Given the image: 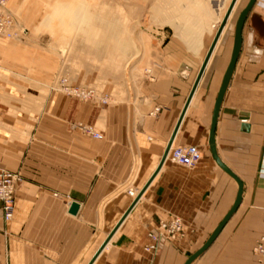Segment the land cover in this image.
<instances>
[{"label": "crops", "instance_id": "1", "mask_svg": "<svg viewBox=\"0 0 264 264\" xmlns=\"http://www.w3.org/2000/svg\"><path fill=\"white\" fill-rule=\"evenodd\" d=\"M248 1L229 29L234 5L218 25L222 10L216 14L207 2L178 13L173 30L170 24L152 30L150 79L118 103L102 90L96 100H81L50 88L46 54L9 44L7 62L0 60V168L20 172L22 181L13 219L0 218V264H185L205 244L239 188L212 153L210 129ZM81 125L95 126L103 138ZM176 128L174 145L202 151L192 167L163 160ZM215 140L244 192L215 241L191 264H264L255 251L264 235V0L246 17ZM73 202L80 206L75 214ZM176 217L182 234L162 236L156 250H147L149 234L163 232L161 222Z\"/></svg>", "mask_w": 264, "mask_h": 264}, {"label": "rangeland", "instance_id": "2", "mask_svg": "<svg viewBox=\"0 0 264 264\" xmlns=\"http://www.w3.org/2000/svg\"><path fill=\"white\" fill-rule=\"evenodd\" d=\"M244 1L10 0L18 35H0V51L5 54L0 60L7 62L11 42L20 43L26 50L27 45L34 46L33 52L46 54L48 72L53 78L50 88L59 90L57 82L64 76L72 85L92 86L97 96L100 90L106 91L111 94L112 103H118L136 95L142 79H150L153 49L148 45L152 30L168 28V24L173 30L178 13L186 8H205L207 2L216 14L222 10L218 25L234 5L229 29ZM213 52L214 49L211 55ZM257 256L263 258L264 254Z\"/></svg>", "mask_w": 264, "mask_h": 264}, {"label": "built area", "instance_id": "3", "mask_svg": "<svg viewBox=\"0 0 264 264\" xmlns=\"http://www.w3.org/2000/svg\"><path fill=\"white\" fill-rule=\"evenodd\" d=\"M10 0H0V35L12 37L18 35L16 19L9 9ZM59 90L69 96L80 97L88 100H96L97 92L92 86H77L68 82V78L61 76L57 82ZM103 98L101 101H106ZM82 130L95 138H103V134L94 126L81 125ZM167 159L176 163L192 167L202 159L201 149L194 144L191 145H171L167 154ZM191 161V164L188 163ZM22 181L20 172H14L0 168V218L5 222L13 219L16 208V191L18 185ZM163 232H151L149 234L151 243L147 246V250L154 251L159 247L162 236L175 238L183 232L184 224L179 217L168 222L160 224ZM258 254H264V235L258 240L255 247Z\"/></svg>", "mask_w": 264, "mask_h": 264}, {"label": "water", "instance_id": "4", "mask_svg": "<svg viewBox=\"0 0 264 264\" xmlns=\"http://www.w3.org/2000/svg\"><path fill=\"white\" fill-rule=\"evenodd\" d=\"M256 2V0H249L248 3L246 4V6L243 8V10L241 11L237 22H236V30H235V44H234V48H233V52H232V56H231V60L229 63V66L225 72L216 102H215V107H214V112H213V118H212V125H211V129H210V146H211V150L212 153L217 161V163L219 164V166L221 168H223L229 175H231L238 183L239 188H238V193H237V197L236 200L233 204V206L231 207V209L228 211V213L225 215V217L223 218L222 222L216 227V229L214 230V232L211 234V236L208 238V240L205 242V244L199 249L197 250L194 254H192L187 261L185 262V264H191L197 257H199L205 250H207L211 244L215 241V239L217 238V236L219 235V233L221 232V230L223 229V227L226 225V223L228 222V220L232 217V215L236 212V210L238 209L239 205L242 202V197H243V192H244V184L243 181L220 159L218 153H217V147H216V140H215V132H216V127H217V121H218V117H219V112L223 103V99L227 90V87L229 85L231 76L233 74V71L235 69V65L237 63L240 51H241V45H242V31H243V26L246 20V17L249 13V11L251 10V8L253 7L254 3ZM215 42V40H214ZM211 55V49L209 50L204 63L200 69V72L196 78V81L191 89V92L189 94V97L187 99V103L185 105L184 111L187 107V105L189 104L191 97L193 95V93L195 92V89L200 81V78L203 74V71L205 70V65L207 64V61L209 60V57ZM183 111V112H184ZM240 115L243 119H246L249 114L248 112H240ZM182 119V118H181ZM178 128V126H177ZM177 128L171 138V140L168 143L166 152L163 156V160L166 159L167 154L171 148V145L173 144V140L175 137V133L177 131ZM250 126L247 123H243L242 125V129L245 130H249ZM79 203L78 202H73L71 204L70 207V212L71 213H77V211L79 210ZM116 229V228H115ZM115 230H113V232L108 236V238L103 242V244L101 245L100 249L98 250V253L100 252V250H102L105 245L107 244V242L109 241L111 235L114 233Z\"/></svg>", "mask_w": 264, "mask_h": 264}, {"label": "bare ground", "instance_id": "5", "mask_svg": "<svg viewBox=\"0 0 264 264\" xmlns=\"http://www.w3.org/2000/svg\"><path fill=\"white\" fill-rule=\"evenodd\" d=\"M10 2V1H9ZM14 16V15H13ZM218 36V35H217ZM216 41V40H215ZM215 46V42H214V44L212 45V48H211V52L213 51V47ZM210 57H211V55H210ZM210 57H209V59H210ZM209 61V60H208ZM208 61H207V63H208ZM207 65V64H206ZM206 65H205V67H206ZM196 90V89H195ZM195 93V92H194ZM194 93H193V95H194ZM193 95H192V97H193ZM191 97V98H192ZM191 101V100H190ZM189 105V104H188ZM188 105H187V107H188ZM187 107H186V109H187ZM186 109H185V111H186ZM185 111H184V113H185ZM108 243V242H107ZM107 245V244H106ZM105 245V246H106Z\"/></svg>", "mask_w": 264, "mask_h": 264}, {"label": "clouds", "instance_id": "6", "mask_svg": "<svg viewBox=\"0 0 264 264\" xmlns=\"http://www.w3.org/2000/svg\"><path fill=\"white\" fill-rule=\"evenodd\" d=\"M189 164H191V161H188Z\"/></svg>", "mask_w": 264, "mask_h": 264}]
</instances>
